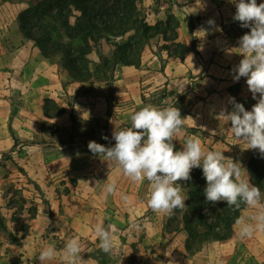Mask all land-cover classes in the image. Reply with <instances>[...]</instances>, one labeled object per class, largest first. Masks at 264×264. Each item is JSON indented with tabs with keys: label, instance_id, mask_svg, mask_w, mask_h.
Wrapping results in <instances>:
<instances>
[{
	"label": "crops",
	"instance_id": "1",
	"mask_svg": "<svg viewBox=\"0 0 264 264\" xmlns=\"http://www.w3.org/2000/svg\"><path fill=\"white\" fill-rule=\"evenodd\" d=\"M257 3H264V0H257ZM138 5L146 20L151 21L149 23L164 21L169 12L173 13L179 22L174 41L185 48H181L179 53H174L171 49L169 53L162 55V65L159 54L151 49L140 56L137 66L115 64L113 95L118 104L115 108L117 113L113 110L106 122L104 137L108 139H103L100 144L105 147L115 145V142L111 143L114 140L113 132L120 129L117 126L120 121L118 116L125 105L128 104L127 110L135 112L141 95L146 98L160 90L157 102L151 105L161 108L175 106L179 108L182 118H185L184 127L173 141L175 151L183 150L187 137L199 138L206 150L222 151L226 157L239 161L245 167L248 160L243 157V154L248 155L246 142L237 140L231 132V122L226 123L220 118L223 111L233 110L232 98L236 100L238 96H252L246 78L234 80V69L243 59L235 48L239 47V38L250 32V28L241 27L240 22L233 19L235 4L230 0H141ZM18 13L19 3L0 0V147L5 151L12 148L11 153L14 154L16 151H13V147H21L12 157L18 166L25 169L28 176L35 179L48 201L36 205L35 213L26 228H22V223H18L16 219L10 218L7 212L3 215L0 213V256L12 264H41L37 255L44 245L53 244V154H44L39 146L45 143L31 141L27 132L31 133L30 128H34L36 115L39 114L50 121L67 110L72 113L81 111V114L87 116H101L105 111L106 98L104 93L96 91H70L69 86H80L85 81L79 82L64 76L65 70L61 74L56 71L34 40L23 34L17 22ZM209 20L215 22V27L207 23ZM188 21L192 22L191 29ZM201 30H207V34L204 36L203 32H199ZM172 41L163 40L169 44ZM235 83H239V88L237 96L232 97L227 88ZM71 94L72 106L64 108L63 99ZM45 96L58 104L62 111L55 115H45L41 110ZM251 109L247 107L246 110ZM113 114H117L116 117ZM122 127L128 128L130 125ZM9 128L16 136L24 139L15 144ZM238 155L243 159L237 158ZM102 163L104 166L99 168L104 176L99 177L98 181H107V184L116 181L117 204L125 206L128 204L127 200L133 198L140 189L150 195L151 185L147 180L137 185L114 164L109 165L107 161ZM67 172L62 174L66 175ZM80 177L87 182L94 178L89 175ZM177 183L185 187L184 181ZM62 186L64 185L56 188ZM60 190H55V194L59 195ZM72 191L71 189L69 192ZM69 192L60 196H67ZM59 200L61 199L56 201ZM4 209L11 211L12 207ZM93 215L95 221L97 218V223L84 221L87 222L84 231L88 235L90 230L101 223L100 218L98 221V214ZM68 222L65 223L71 227L80 223L78 220ZM57 224L59 234L63 226L58 221ZM66 229L71 230L70 227ZM228 239L230 236L223 241ZM231 243L233 248L241 247V251L264 260V236L255 234L245 240L233 238ZM48 264H53V260Z\"/></svg>",
	"mask_w": 264,
	"mask_h": 264
},
{
	"label": "rangeland",
	"instance_id": "2",
	"mask_svg": "<svg viewBox=\"0 0 264 264\" xmlns=\"http://www.w3.org/2000/svg\"><path fill=\"white\" fill-rule=\"evenodd\" d=\"M38 1L40 0H11V2L19 3V13ZM140 3L141 0H137V9L140 16L148 24H154L155 22L149 23L151 21L146 20L144 12L138 5ZM54 11L55 7H52L40 20L36 17L32 18L29 15H25V23L31 33L37 36L47 32L44 40L47 39L49 42L61 44L70 43L72 46L79 45L80 42L78 40L70 41L67 36L66 27L59 23ZM65 14L68 19V25L71 26L78 16V11L70 6ZM168 14L174 15L170 12ZM173 23L172 20L169 21L170 25ZM176 28H166L165 37L167 40L173 38L174 35L176 36ZM132 33L133 30H129L122 37L108 35L109 38L107 40L100 38L95 42L91 41V50L87 54L90 74L87 78L81 80L85 82L80 84V86L72 85L68 87L72 92L84 93L86 91H96L104 93L106 105L103 115L87 116L81 114V111L72 113L67 110L66 113L60 114L50 121L39 114L38 116L36 115L34 128H30L31 133L27 132L28 137H31V141L35 140L45 143L41 147L39 146L44 154H53V244L55 248L59 253H62L69 239H78L81 241L83 247L82 259L87 264H264L262 258H257V256L251 253L248 254L241 251V247L233 248L232 239H238L236 221L232 225L230 239L226 241L207 239L201 243L199 249L190 252L184 247L187 233L183 229V224L173 219L171 220L172 214L179 220L182 213L186 212V208L183 210L179 209V212L174 211L171 215L156 213L148 206L149 196L141 189L133 198L131 197L130 200H127L128 204L125 206L119 205L116 200L118 199V195L106 194L105 186L107 185V181H98L99 177L104 176V172L99 168V166H104L103 160L92 154L88 148V143L90 141L101 143L104 134L106 112H109L110 117L113 110L116 111L115 108L118 104L113 95V80L116 72L115 65L112 64V54L115 52L113 43L114 41L124 39ZM161 37L160 34H156L144 38L139 51V59L141 55L144 56L146 54L147 49H151L156 54H159V59L162 55L169 53L171 49L174 53L181 51V46L174 39L169 44V42H163ZM47 45L45 44V46ZM47 48L49 47L47 46ZM61 57L62 54L60 52H51L48 57L56 71L60 74L65 70L61 66ZM159 62L162 65L161 59ZM64 73H66L64 76H69L66 70ZM47 90L52 92L50 88H47ZM241 93H243V89ZM159 94H161L160 90L146 98L141 95L138 105H135L136 111L146 105L156 103V97ZM72 95H66L63 99L64 108L72 106ZM251 97L250 95L246 97L238 96L235 102L243 104L245 109H247L250 101L246 100H249ZM45 99H48L50 102L45 103L43 101L41 104L43 113L46 112L48 115L58 114L56 110V105L58 104L52 99L46 98V96ZM127 105L123 107L124 110L119 112L120 116L118 118L120 121H118L119 124L117 126L120 129L123 128L122 126H131L130 115L133 111L127 110ZM113 115L116 117L117 114ZM9 130L15 144L24 139L16 136L10 128ZM37 131H43V133L41 134ZM112 142H115V140H112ZM13 148V151H16L15 154L11 153L12 148L5 151L0 147V205H2L0 213L3 215L7 212L10 218L16 219L18 223H22V228H26L28 221L35 213L36 205L44 204L48 199L45 192L39 188L40 186H38L35 179L28 176L25 169L18 166L12 157L17 154L21 147ZM247 151L248 155L243 154L244 159H249L250 156L254 155V162L264 175V154L259 153L258 150L248 149ZM237 158L243 159L239 155ZM244 168L247 170L246 166ZM66 171H68V174H62ZM55 173H58V176ZM8 174H13V176L6 177ZM80 175H89L94 178L87 182ZM247 176L249 179L248 174ZM184 182V194L187 196L188 190L192 189V181ZM139 183L135 182L137 185ZM61 185L64 186L56 188ZM57 189H61L60 194L64 193V195L71 189L73 191L69 192L67 196L62 197L60 194H55V190ZM261 192L264 193L263 191ZM58 198L61 200L56 201ZM5 207H12V210L4 209ZM248 211L244 206L240 211V216L247 215ZM93 214H98V221L99 218L101 220L100 225L112 231L116 239L117 248L111 255L105 254L100 249V241L95 234V229L90 230L89 235L84 231L87 223L84 222L85 220L92 223L97 221V218L95 221ZM70 220H78L80 223H75L73 224L74 227H71L65 223ZM57 221L58 223H62L61 226H63L59 234L57 233V225H59ZM67 227H70L71 230L68 231ZM169 228L172 230L169 231ZM256 234L264 236V233L258 232ZM5 262L7 261L5 260ZM53 264H61L59 256L53 260Z\"/></svg>",
	"mask_w": 264,
	"mask_h": 264
},
{
	"label": "clouds",
	"instance_id": "3",
	"mask_svg": "<svg viewBox=\"0 0 264 264\" xmlns=\"http://www.w3.org/2000/svg\"><path fill=\"white\" fill-rule=\"evenodd\" d=\"M230 2L236 7L233 19L240 22L241 27L250 28V32L239 38V47L235 48L243 59L234 69V80L246 78L253 99L259 98L250 111L232 98L233 110L223 111L220 118L231 122V132L237 140L246 142V149L264 154V3L258 4L257 0ZM207 23L215 27L213 20ZM199 32L207 34V30ZM130 120V127L113 132V147L90 141L88 148L94 156L117 166L131 181L147 180L151 185L148 206L154 212L171 215L177 209H185L189 197L177 181H189L191 171L202 168L206 202L224 201L233 210H239L241 205L249 210L235 222L238 238L245 240L258 232L264 233V193L250 182L247 170L239 161L226 157L222 151L206 150L201 140L194 137L185 139L183 150H174L173 141L185 125L179 108L146 105L133 112ZM116 191V181L105 186L107 195H115ZM94 231L100 249L111 255L117 248L112 231L103 225H97ZM82 252L81 241L73 238L66 242L62 253L54 244H46L37 257L41 264H48L58 256L61 264H87Z\"/></svg>",
	"mask_w": 264,
	"mask_h": 264
},
{
	"label": "trees",
	"instance_id": "4",
	"mask_svg": "<svg viewBox=\"0 0 264 264\" xmlns=\"http://www.w3.org/2000/svg\"><path fill=\"white\" fill-rule=\"evenodd\" d=\"M70 6L78 11V16L71 26L68 25L65 14ZM52 7H55L54 14H56L55 17L59 23L66 27L70 41L78 40L79 45L72 46L70 43L61 44L44 40L47 32L37 36L31 33L25 23V15L40 20ZM170 20L174 22L172 25L169 24ZM17 22L23 34L34 40L45 57H49L51 52H60L62 54L61 66L76 81L84 80L90 74L87 54L91 50V41L95 42L100 38L107 40L108 35L122 37L127 31L133 30V33L124 39L114 41L115 52L112 54V64L121 63L137 66L139 64V51L144 38L160 34L163 40H167L165 37L166 28L178 26V21L172 14H168L165 21L161 20L154 24H148L138 12L137 0H40L19 13ZM188 27L189 29L192 28L191 21H188ZM174 38L175 35L169 40ZM45 44H48L49 48ZM180 46L182 49L185 48L183 45ZM238 88L239 83H235L230 85L227 90L232 97H236ZM258 98L257 96V99L251 97L246 100L250 101L248 107L252 108L257 103ZM44 102L50 101L44 99ZM56 110L61 112L62 108L56 105ZM44 114L48 115L46 112ZM108 119L109 112L107 111L104 119V130ZM254 158V155L250 156L246 165L249 180L264 192V175L255 164ZM190 175L189 182L192 181V189L187 192L189 198L185 201L186 212L182 213L179 220L172 214L171 220L183 224V229L187 233L184 247L187 251L192 252L199 249L201 243L207 239L224 240L228 238L232 232V225L239 218L244 205H241L239 210H233L227 207V203L224 201L215 204L206 202L204 195L206 180L202 168H194ZM175 212H179V209ZM168 230L171 231L172 229L169 228Z\"/></svg>",
	"mask_w": 264,
	"mask_h": 264
},
{
	"label": "built area",
	"instance_id": "5",
	"mask_svg": "<svg viewBox=\"0 0 264 264\" xmlns=\"http://www.w3.org/2000/svg\"><path fill=\"white\" fill-rule=\"evenodd\" d=\"M0 264H9L8 262H5L1 257H0Z\"/></svg>",
	"mask_w": 264,
	"mask_h": 264
}]
</instances>
